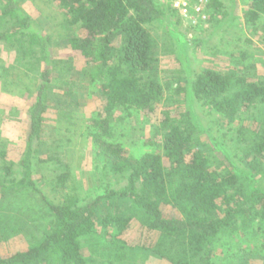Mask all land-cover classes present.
<instances>
[{"label": "trees", "instance_id": "16d2710c", "mask_svg": "<svg viewBox=\"0 0 264 264\" xmlns=\"http://www.w3.org/2000/svg\"><path fill=\"white\" fill-rule=\"evenodd\" d=\"M53 1L66 10V26L79 25L84 31L79 36L70 30L59 40L79 50L97 69L86 73L104 99L90 135L103 167L124 182L105 187L90 199L69 194L53 200L44 192V180L49 181L45 175L38 177L36 166L51 160L36 159V142L44 130L47 110H58L59 125L72 115L67 110L71 100L58 90L64 89L61 83L74 81L57 72L55 38L22 7L23 0H1L0 42L16 53L15 62L20 64L14 72L16 84L23 75H36L32 77L35 99L28 111L26 147L20 160L0 165V194L14 199L40 194L50 217L46 225H37L11 210L1 213L0 232L18 229L30 233V241L25 249L0 254V264H90L83 239L97 234L102 206L106 208L102 224L115 226L106 243L101 242L103 250L109 249L110 264L125 261L129 249L150 251L169 264H247L235 239L240 230L253 227L255 219L264 222V184L256 180L259 171H264V74L248 79L236 69L205 70L187 89L191 100L208 105L228 124L239 121L253 106L263 109L258 139L246 149L240 163L233 162L227 152V171L212 168L209 157L197 148V136L207 130L192 103L182 119L164 112L158 147L128 155L115 139L114 113L121 108L152 111L164 96V86L154 72L153 38L147 25L166 22L172 26L184 18L161 0ZM208 9L209 18L221 13L222 0H209ZM262 16L264 0H252L246 22L254 24ZM3 23L6 28L2 29ZM57 96L64 98L56 100ZM238 138L244 140L242 133ZM210 141L218 144L212 137ZM64 168L68 170L69 164ZM69 177L64 170L49 183L63 186ZM116 202L124 203L127 211H119L121 205ZM134 219L157 234L149 246L132 248L123 238ZM257 226L264 248V225ZM97 249L101 253V247L99 252Z\"/></svg>", "mask_w": 264, "mask_h": 264}, {"label": "rangeland", "instance_id": "374dc122", "mask_svg": "<svg viewBox=\"0 0 264 264\" xmlns=\"http://www.w3.org/2000/svg\"><path fill=\"white\" fill-rule=\"evenodd\" d=\"M251 2L252 0H222L221 13L197 24L183 19L180 24L173 23L172 26L166 22L147 25L153 38L154 72L164 86V96L152 111L121 108L114 113L111 125L115 139L122 143L126 154L135 156L158 147L161 139L159 125L164 112L170 111L182 119V114L192 103L200 115L201 125L207 130L197 136V148L201 147L209 157L211 167L227 171V152L233 162L240 163L244 159L246 149L259 137L257 128L262 121V107L253 106L239 121L228 124L224 117L208 105L191 100L187 89L191 81L205 70L226 72L236 69L248 79L264 74V16L254 24L246 22L245 14ZM22 7L55 38L57 72H61L63 77L70 75L74 81L70 84L61 83L64 89L58 90L71 100L67 110L72 115L62 117L64 125L58 123L60 118L56 108L51 107L45 114L44 130L36 142L39 150L36 159L51 161L42 166L38 164L37 175H45L51 182L56 174L66 170L70 177L63 186L44 180L43 190L48 197L55 200L57 197L64 199L69 194H75L80 198L90 199L105 187L114 186L124 180L110 174L103 167V161L96 156L90 135L93 118L102 111L104 99L100 89L86 73L88 70L96 73L97 69L79 50L59 40L60 35L70 30L79 36L84 35V31L79 25L71 28L66 26V10L56 1L23 0ZM1 28H6V24L3 23ZM15 57L16 53L0 42V165L18 161L22 157L29 129L28 111L35 99L32 77L36 74L30 72L28 77L23 75L17 85L18 78L14 72L19 71L16 66L20 64L15 62ZM71 84H74L72 88ZM59 98L61 97L57 96L56 100ZM241 133L243 141L238 138ZM211 137L217 145L211 143ZM1 153H5L4 157ZM53 157L59 161L56 163L51 159ZM66 164L70 166L68 170L64 168ZM256 180L264 184L263 170L259 171ZM116 203L121 205V202ZM104 209L105 206H102L99 212L101 216L97 220V234L83 239L84 251L90 264H110L109 249L103 250L101 242L106 243L109 235L114 233L115 226L102 224L106 213ZM7 210L19 213L37 225H46L50 217L40 194H24L17 199L12 198V195L0 194V215ZM119 211H127L124 203ZM260 224L263 226L264 222L260 218L255 219L254 226L240 230L241 233L235 239V247L242 249L239 255L249 262L247 264H264V248L261 246L260 234L257 233V225ZM156 237L155 232L148 230L137 219L131 221L123 234V238L132 248L149 246ZM29 241L30 233L24 234L18 229H11L4 234L0 232V254L25 249ZM96 246L101 247L100 255L95 252ZM223 248L225 247L219 249ZM127 256L125 261L118 259L114 264H169L150 251L129 249Z\"/></svg>", "mask_w": 264, "mask_h": 264}, {"label": "built area", "instance_id": "2783aa9c", "mask_svg": "<svg viewBox=\"0 0 264 264\" xmlns=\"http://www.w3.org/2000/svg\"><path fill=\"white\" fill-rule=\"evenodd\" d=\"M176 9L180 16L194 23L206 22L209 19V0H161Z\"/></svg>", "mask_w": 264, "mask_h": 264}]
</instances>
